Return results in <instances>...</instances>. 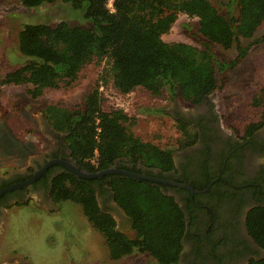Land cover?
<instances>
[{
    "label": "trees",
    "instance_id": "1",
    "mask_svg": "<svg viewBox=\"0 0 264 264\" xmlns=\"http://www.w3.org/2000/svg\"><path fill=\"white\" fill-rule=\"evenodd\" d=\"M19 2L26 8L61 3L74 11L75 18L70 22L58 19L53 25L22 24L16 39L24 61L0 77V86L29 84L26 93L36 98L45 88L70 85L87 63L103 62L98 81L77 107L49 104L42 111L51 129L62 135L71 160L88 172L108 167L146 175L150 174L138 168L161 173L174 170L172 150L134 135L130 130L134 119L120 108H101L99 83L110 82L120 94L141 87L152 96L164 94L168 99L196 105L216 89V71L224 75L244 57L248 46L240 45L238 39L251 38L264 20V0H232L234 16L230 9L226 16L220 14L211 0H112V11L106 7L107 0ZM178 14L196 18L197 31L206 40L201 48L162 39ZM255 41H264V34ZM234 42L237 53L229 61L216 58L209 47L215 43L226 49ZM263 94L262 89L253 96L252 105H257ZM173 118L178 132L176 147L183 148L196 139V130L188 120L176 114ZM263 122L264 117L249 122L242 135L251 137ZM33 171L29 169L27 175L15 180L26 179ZM39 181H44L53 203L78 204L110 250L121 254L135 250L149 255L157 264H174L178 260L187 224L178 203L159 188L163 184L119 174L77 178L62 167L52 175L48 169L31 186ZM7 184L10 183L1 186ZM98 190L107 191L123 212L132 237L118 230L112 216L98 207ZM245 228L262 251L260 257L245 264H264V206L255 205L247 211Z\"/></svg>",
    "mask_w": 264,
    "mask_h": 264
},
{
    "label": "rangeland",
    "instance_id": "2",
    "mask_svg": "<svg viewBox=\"0 0 264 264\" xmlns=\"http://www.w3.org/2000/svg\"><path fill=\"white\" fill-rule=\"evenodd\" d=\"M231 1L211 0V3L220 14L226 16L230 9L234 16L236 8ZM71 11L74 12L61 3L26 8L19 0H0V77L24 61L17 50L16 39L22 24L43 22L53 25L58 19L70 22L75 18ZM263 34L264 20L251 38L238 39L240 45L248 46L244 57L224 75L216 71L217 87L210 94L212 105L221 126L237 133H242L249 122L264 117V94L258 97L257 105L251 103L252 97L264 90V41H255ZM161 37L166 42L181 41L198 48L206 42L197 31L196 18L184 14H178ZM209 47L216 58L225 61L233 59L237 53L235 42L226 49L215 43ZM102 66V61L93 60L79 71L70 85L45 88L36 98L26 93L29 84L0 86V180H7L14 172L34 169L30 159L40 160L50 141L48 132L51 127L43 116L44 107L49 104L68 109L77 107L98 81ZM98 90L103 110L120 108L134 119L130 125L134 135L173 151L178 136L174 110H186L189 108L187 103L168 99L164 94L152 96L141 87L120 94L110 82L99 83ZM19 121L21 124L18 125ZM11 128L20 130V135L13 137L9 132ZM26 152L29 158L23 162L21 158ZM18 202L20 204L3 209L0 264L2 261L17 264H157L149 255L135 250L121 254L107 248L102 235L87 221L78 204L70 201L53 203L47 192H29ZM118 211L110 214L116 228L132 237L128 221L124 224L121 220L122 224H118L123 215Z\"/></svg>",
    "mask_w": 264,
    "mask_h": 264
},
{
    "label": "flooded vegetation",
    "instance_id": "3",
    "mask_svg": "<svg viewBox=\"0 0 264 264\" xmlns=\"http://www.w3.org/2000/svg\"><path fill=\"white\" fill-rule=\"evenodd\" d=\"M188 106L186 110L175 109L174 115L188 120L197 135L191 144L173 149L174 170L161 173L156 169L138 168V171L180 181L196 190L214 180L201 193L160 183L163 184L159 187L161 191L172 196L182 209L187 224L180 255L174 264H245L262 255L247 234L245 215L255 205L264 206V122L251 137L243 136L221 126L210 95L198 104ZM48 133L50 141L40 160L30 159L34 170L49 159L71 160L62 135L52 129ZM59 168L60 165L51 164L45 171L49 169V175H52ZM27 174L28 170L11 173L7 180H0V188L4 183L15 182L17 176ZM31 184L24 190H20L21 187L0 195V221L3 209L14 205L25 194L46 192L44 181ZM96 201L100 209L111 215L120 210L107 191L98 190ZM122 216L118 224L127 221L125 215ZM1 264L17 263L2 261Z\"/></svg>",
    "mask_w": 264,
    "mask_h": 264
},
{
    "label": "water",
    "instance_id": "4",
    "mask_svg": "<svg viewBox=\"0 0 264 264\" xmlns=\"http://www.w3.org/2000/svg\"><path fill=\"white\" fill-rule=\"evenodd\" d=\"M51 164H58L62 168L66 169L69 173L74 175L77 178H83V179H92V178H99L107 174H119L123 176H127L130 178H135V179H142V180H148V181H153V182H158V183H165V184H170L174 185L177 187H181L184 189L189 190L191 193H201L207 190L209 185L211 184V180L203 189L196 190L190 187L189 185L182 183V182H176L173 180L169 179H163L159 177H153L150 175L146 174H140L136 172H132L123 168H116V167H108L102 170H98L96 172H88L85 169L79 168L77 164L72 161V160H66V159H61V158H53L45 161L40 167H38L36 170H34L29 177L26 179H23L21 181H16L10 184H7L3 187L0 188V195L4 192L11 191L13 189L21 188V187H26L29 184H31L34 180H36L45 170L48 166Z\"/></svg>",
    "mask_w": 264,
    "mask_h": 264
},
{
    "label": "crops",
    "instance_id": "5",
    "mask_svg": "<svg viewBox=\"0 0 264 264\" xmlns=\"http://www.w3.org/2000/svg\"><path fill=\"white\" fill-rule=\"evenodd\" d=\"M19 123L21 124V122L19 121L18 122V125H19ZM13 125V124H12ZM13 127V126H12ZM19 131L20 130H18V131H15V129L14 128H11V130H9V132H10V134L14 137V135H20L19 134ZM22 136V135H21ZM33 149H34V146H33ZM28 158H29V155H28V152H26L23 156H22V158H21V161H26V160H28Z\"/></svg>",
    "mask_w": 264,
    "mask_h": 264
},
{
    "label": "built area",
    "instance_id": "6",
    "mask_svg": "<svg viewBox=\"0 0 264 264\" xmlns=\"http://www.w3.org/2000/svg\"><path fill=\"white\" fill-rule=\"evenodd\" d=\"M106 7H107V9H108L109 11H112V0H107V2H106ZM99 89H101V86H99ZM98 91H100V90H98ZM90 162L93 163L94 160L91 159Z\"/></svg>",
    "mask_w": 264,
    "mask_h": 264
}]
</instances>
